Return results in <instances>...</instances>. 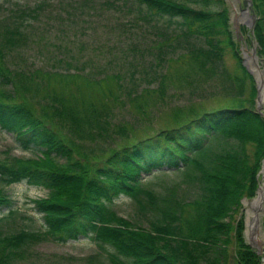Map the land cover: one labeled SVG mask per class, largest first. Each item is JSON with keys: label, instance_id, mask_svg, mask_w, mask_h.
<instances>
[{"label": "trees", "instance_id": "obj_1", "mask_svg": "<svg viewBox=\"0 0 264 264\" xmlns=\"http://www.w3.org/2000/svg\"><path fill=\"white\" fill-rule=\"evenodd\" d=\"M252 1L257 15L254 36L264 55V0ZM210 2L221 0H118L117 4L134 11L156 31L158 39L150 47L166 64L172 59L167 50L182 46L184 40L187 49L183 55L199 74L216 72L222 60L220 34L226 35L237 55L227 29V9L201 7ZM27 14L22 11L20 19ZM21 24L5 25L0 37L2 83L13 81L5 53L23 38ZM37 71L26 73L31 85L27 90L38 91L42 86L34 80ZM62 72L44 73L50 79ZM18 74L12 78L19 76L15 80L23 81L25 76ZM18 86L22 88L21 82ZM255 96L251 83L248 104L238 100L213 107L136 142L110 148L101 165L74 159L72 148L25 104L0 101V128L12 134L22 150L34 153L33 157L0 161V183L8 186L25 180L47 190L43 197L31 199L41 214L44 231L0 232V264H15L22 258V250L39 240L64 243L79 237H90L100 248L110 246L114 250L108 254L110 264H227L229 245L234 264H259V256L244 241L242 220L232 219L241 199L255 195L257 171L264 157V117L253 107ZM49 108L75 138L96 140L107 135L103 108L84 122L62 102L61 108L56 103ZM216 139H222L225 146L211 150L210 140ZM158 170L182 173L184 181L196 189L195 196L179 199L176 185L161 196L144 188L145 176ZM120 195L154 211L150 229L133 226L112 209L113 200ZM145 197L150 208L144 205ZM10 202L0 188V208H9ZM14 212L8 209L0 221ZM169 243L176 246L169 248Z\"/></svg>", "mask_w": 264, "mask_h": 264}, {"label": "rangeland", "instance_id": "obj_2", "mask_svg": "<svg viewBox=\"0 0 264 264\" xmlns=\"http://www.w3.org/2000/svg\"><path fill=\"white\" fill-rule=\"evenodd\" d=\"M117 2L0 0V37L5 25L12 28L19 22H22L19 29L24 34L20 42L5 53V63L13 81L9 84L0 82V93L7 95H0V101L25 104L47 128L72 148L74 159L85 160L93 165H101L110 148L136 142L207 109L237 103L238 100L246 101L251 92V83L256 88L257 81L242 62H246V54L251 56L253 47L264 73V55L259 53L260 47L254 36L257 15L252 0L253 10L248 9V14L255 16L252 28L249 25L250 18L239 21L242 15L240 8H246L243 0L201 3V7L208 9H227V29L233 35L237 55L228 44L226 35L220 34L222 60L216 72L199 74L187 56L183 55L187 49L184 40L183 47L176 44L177 49L167 50V55L172 56L168 64L159 60L156 51L150 47L158 39L156 31L137 18L134 11ZM22 11L28 14L21 20ZM235 20L239 22L242 38L234 32ZM171 27H176V24ZM155 62H159L158 65H152ZM241 65L247 74L243 73ZM36 69L38 75L34 80L41 82L42 86L38 91L27 90L25 87L31 85L25 75ZM55 69L63 72L48 79L44 72ZM18 73L25 76L23 81L15 80L19 76L12 78ZM20 82L22 88L18 86ZM256 97L257 89L253 104L255 110ZM61 102L83 122L103 108L106 113L104 116H107L104 117L105 123H108L107 135L96 140L73 137L67 127L51 115L49 105L56 103L61 108ZM261 111L264 112V101ZM83 127L86 130L88 128L85 123ZM210 142L211 150L216 151L225 146L222 139ZM33 156L32 151L22 150L18 146L12 134L0 128V161ZM263 159L256 176L259 186L264 183ZM184 180L180 172L158 170L145 176L143 186L161 196L169 187L176 185L177 197L190 200L195 196L196 189ZM0 188L11 201L9 208H0V215L8 209L15 210L11 217L0 221V232L10 233L20 229L43 232L41 214L31 199L43 197L47 190L30 185L25 180L8 186L0 183ZM256 195L257 192L244 199L249 201ZM147 199L143 198L144 205L150 208ZM245 201L241 202V207L232 219L242 220L244 241L251 244L252 247L249 246L254 252L258 251L259 264H264V242L257 246L249 241L246 234ZM111 207L143 231L150 229L155 217L153 210L140 208L133 199L124 195L115 198ZM260 228V237L264 240V210ZM173 246L176 245L169 243L168 247ZM22 251V258H17L15 264H110L108 254L114 250L108 245L98 247L90 237H79L64 243L39 240ZM226 260L227 264L235 263L232 245L228 247Z\"/></svg>", "mask_w": 264, "mask_h": 264}, {"label": "bare ground", "instance_id": "obj_3", "mask_svg": "<svg viewBox=\"0 0 264 264\" xmlns=\"http://www.w3.org/2000/svg\"><path fill=\"white\" fill-rule=\"evenodd\" d=\"M251 14V13H250ZM249 14L245 15V19H248ZM246 64L253 70L256 80L259 83H263L261 87L260 99L262 103L264 101V73L261 69V65L256 58V63L253 62V59L250 55L246 54ZM257 195L246 202V234L251 241V243H255L257 246L259 243H263L264 240L260 237V219L261 213L264 210V183H261L258 186ZM263 237V236H262ZM264 247V246H263ZM262 262H264V250L262 254Z\"/></svg>", "mask_w": 264, "mask_h": 264}, {"label": "water", "instance_id": "obj_4", "mask_svg": "<svg viewBox=\"0 0 264 264\" xmlns=\"http://www.w3.org/2000/svg\"><path fill=\"white\" fill-rule=\"evenodd\" d=\"M243 5L246 7V8H240V11L242 12V15L241 17L239 18V21H245V15L248 14V9L249 10H253L252 8V2L251 0H243ZM249 18H250V27L252 28L253 27V22H254V19H255V16L253 14H249L248 15ZM233 26H234V32L236 35H239L240 37L242 36L241 34V31H240V27H239V22L238 21H234L233 22ZM242 38V37H241ZM246 46V45H245ZM251 57L253 59V62L256 63V49L255 47L252 48V51H251ZM242 64L245 66V68L249 71V72H252L253 73V70L246 64V62H242ZM254 74V73H253ZM257 81V80H256ZM261 87H262V82L259 83L257 81V85H256V89H257V97H256V110L257 112L264 117V112L261 111V106H262V100L260 99V93H261ZM263 164H264V159H263ZM258 186H259V183H258ZM257 186V189L255 190V192H258V187ZM245 201V199L243 198L241 200V202L243 203ZM251 246V244H249ZM252 247V246H251ZM256 252V251H255ZM256 254H258V251L256 252Z\"/></svg>", "mask_w": 264, "mask_h": 264}]
</instances>
